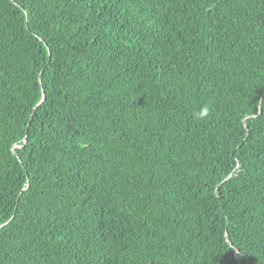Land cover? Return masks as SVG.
<instances>
[{
	"label": "trees",
	"instance_id": "trees-1",
	"mask_svg": "<svg viewBox=\"0 0 264 264\" xmlns=\"http://www.w3.org/2000/svg\"><path fill=\"white\" fill-rule=\"evenodd\" d=\"M0 264H264V0H0Z\"/></svg>",
	"mask_w": 264,
	"mask_h": 264
},
{
	"label": "rangeland",
	"instance_id": "rangeland-1",
	"mask_svg": "<svg viewBox=\"0 0 264 264\" xmlns=\"http://www.w3.org/2000/svg\"><path fill=\"white\" fill-rule=\"evenodd\" d=\"M233 55H237V56H240L241 57V62L236 65V68H235V74L234 76L232 77L231 81L229 84H233V85H238L239 81L245 77L246 75V67L247 65H245L243 62H244V54H240L238 52H235ZM234 80V81H233ZM229 86V85H228ZM227 86V87H228Z\"/></svg>",
	"mask_w": 264,
	"mask_h": 264
},
{
	"label": "clouds",
	"instance_id": "clouds-1",
	"mask_svg": "<svg viewBox=\"0 0 264 264\" xmlns=\"http://www.w3.org/2000/svg\"><path fill=\"white\" fill-rule=\"evenodd\" d=\"M205 114H206V110H205Z\"/></svg>",
	"mask_w": 264,
	"mask_h": 264
}]
</instances>
